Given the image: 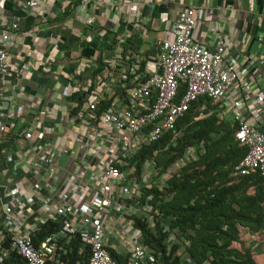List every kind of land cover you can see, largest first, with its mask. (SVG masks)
Segmentation results:
<instances>
[{
  "label": "built area",
  "instance_id": "obj_1",
  "mask_svg": "<svg viewBox=\"0 0 264 264\" xmlns=\"http://www.w3.org/2000/svg\"><path fill=\"white\" fill-rule=\"evenodd\" d=\"M15 1L35 17L34 27L53 20L58 31L46 35L23 30L17 21L8 24L0 15V77L14 74L18 81L38 57L52 73L55 61L42 52L52 46V37L73 41L77 48L69 52L71 72L58 76L61 84L51 89L47 103L36 105L40 91L29 96L26 85L17 82L27 100L23 114L17 115L10 111L12 96L0 88V129L4 116L20 124L32 118L38 127L34 138L33 127L9 132L7 139L25 146L16 162L11 154L6 159L22 164L32 178L42 176L33 179L30 191L12 177L0 189V264L10 250L25 264H80L68 263L76 240L77 254L87 253L86 264H121L112 255L124 256L126 264H155L137 224H153V207L148 197L140 200L142 190L166 185L196 157L197 148H188L160 173L152 159L138 170L134 157L167 133L172 135L166 147L175 145L180 136L177 120L201 97L218 103L235 125V139L248 149L232 175L258 170L264 177V40L247 57L233 49L220 26L207 21L206 38L213 43L197 41L194 31L207 20L206 6L184 5L168 21L164 37L156 38L148 35L147 27L152 0ZM102 17L106 21L96 34L93 55L84 59L83 42ZM89 69L93 75L84 76ZM76 91L80 95L72 99ZM44 119L53 125L45 126ZM34 204L36 212L31 210ZM50 221L56 229L35 241L34 233ZM160 225L168 232L170 249L178 237L165 220ZM6 241L8 246L1 247ZM186 261L192 264L190 258Z\"/></svg>",
  "mask_w": 264,
  "mask_h": 264
},
{
  "label": "trees",
  "instance_id": "obj_2",
  "mask_svg": "<svg viewBox=\"0 0 264 264\" xmlns=\"http://www.w3.org/2000/svg\"><path fill=\"white\" fill-rule=\"evenodd\" d=\"M68 13L66 10L59 19ZM182 91L181 88L179 95ZM176 130L180 136L175 145L166 147L172 135L167 133L158 142L142 146L134 157L137 169L143 161L152 159L160 173L188 148H197L196 157L185 162L179 172L167 179L166 185L159 188L152 184L142 190L140 200L148 197L153 207V224L140 220L137 224L154 263L189 264L186 258H190L192 264H257L240 239V228L264 233V177L258 170L232 175L248 151L235 139V125L223 116L218 103L201 97L177 120ZM162 219L178 237L170 249L166 245L168 232L160 225ZM56 227V223L47 222L34 233V240H40ZM233 242L240 243V247H233ZM7 246V241L1 244ZM78 246L76 240L67 256L68 263L78 260L86 264L87 253L77 254ZM112 256L126 264L124 256ZM1 264L25 261L10 250Z\"/></svg>",
  "mask_w": 264,
  "mask_h": 264
},
{
  "label": "crops",
  "instance_id": "obj_3",
  "mask_svg": "<svg viewBox=\"0 0 264 264\" xmlns=\"http://www.w3.org/2000/svg\"><path fill=\"white\" fill-rule=\"evenodd\" d=\"M15 3V0H0V15L6 17L7 23L9 22L8 24L14 20L19 23L20 29L40 30V33L46 35L50 30L52 32L58 31L57 22L53 20L40 22V24L34 27L35 17L24 8L17 7ZM189 4L206 6L209 9L207 20L200 23L194 31V38L197 41L207 42L209 46L212 45V39L206 38L205 32L207 21H211L216 26L221 27V33L231 38L233 49L238 50L242 55L247 57L252 56L262 47L264 40V20L262 17L264 14V0H152L151 4L147 6L150 12L147 23L148 35L156 38L164 37L168 21H171L176 16L180 8ZM105 21L106 19L103 17L96 20L93 35L83 42L82 57L84 59L92 57L93 47L97 44L96 34H98L97 32L101 26L105 24ZM51 39L52 46L47 49L44 48L42 52L44 55H49L55 61L51 66L52 73H47L49 70H45L42 63L39 62L40 57H38L36 60H31L33 68L24 76L18 77V81L15 80L14 74L0 77L1 91L5 96H12L10 111L15 112L17 115L23 114V107L27 102L23 96L25 92H28L29 96H33L34 91H40L39 101L35 100V104L43 105L47 103V99L51 95V89L61 84L58 76H66L73 68V63L69 60V52H75L77 48L76 44H73V41L63 42L55 37ZM25 42L27 45H30L31 38H26ZM93 71L92 69L85 71L84 76L93 75ZM17 82L19 84L24 83L27 91L24 93L20 92ZM79 95L80 92H74L72 99H76ZM5 115H7V112ZM1 123L0 189L7 186L9 177H12L15 181H19L25 190L30 191L33 179H42V176L36 175L32 178L23 171L22 164L18 163L15 165L18 158H21V150L25 145L7 139L6 136L11 131L27 132L29 127H33L32 135L34 138L38 134L37 124L32 118H28L25 123L20 124V121L11 119L8 116H4L1 119ZM13 123L14 126L12 128L10 124ZM42 123L50 127L53 125V121L50 119H44ZM55 129L57 132L59 131V127L56 126ZM10 154L15 162L7 161L6 157ZM31 210L36 212V204L31 206ZM240 239L244 246L251 250L255 262L257 264H264V233H252L244 228H240ZM232 246L239 248L240 243L233 242Z\"/></svg>",
  "mask_w": 264,
  "mask_h": 264
}]
</instances>
